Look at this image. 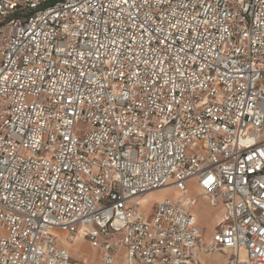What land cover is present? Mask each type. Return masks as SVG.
Segmentation results:
<instances>
[{
	"label": "built area",
	"instance_id": "2783aa9c",
	"mask_svg": "<svg viewBox=\"0 0 264 264\" xmlns=\"http://www.w3.org/2000/svg\"><path fill=\"white\" fill-rule=\"evenodd\" d=\"M56 231L99 264H264V0H0V264H71Z\"/></svg>",
	"mask_w": 264,
	"mask_h": 264
},
{
	"label": "crops",
	"instance_id": "0c3cea01",
	"mask_svg": "<svg viewBox=\"0 0 264 264\" xmlns=\"http://www.w3.org/2000/svg\"><path fill=\"white\" fill-rule=\"evenodd\" d=\"M193 187L198 188L195 181L193 179H190L187 182V193H188V195H190L191 197H193L195 199V202H194L195 214H196V212L199 213L195 209V207L199 201L203 202L204 204H205L204 201H206L205 205H207L211 208L210 211L215 210L217 212L215 226L213 227V230L210 233V235L208 236V238H205V237L203 238L202 223L200 222V219L198 217H196V218H198L197 224H198L200 231H201V234H202V242L208 244L211 240L212 234L214 233V231L218 227V224H219V221L221 218L222 210H221L220 206L210 205L207 197L202 195L201 191H200L201 198H198L197 196L193 195L192 194V188ZM203 216L204 215H202L200 218H203ZM56 234H57V243L59 244V246L65 247L71 256V264H99L100 250L93 247L92 245H90V243L87 239L82 238V237H78V236H74V237L70 238V237H68L67 233H65L63 231H56ZM74 241L81 243V245L78 247V249H76L72 246ZM85 241L88 243V245H83V242H85ZM194 252H195L196 258L203 264H228L227 260L230 256L229 251H204L200 247H197ZM75 256H76L77 260H74ZM121 259H123V261H121ZM116 264H126V260H125V256H124V248H121V250H120V252L116 258Z\"/></svg>",
	"mask_w": 264,
	"mask_h": 264
},
{
	"label": "rangeland",
	"instance_id": "374dc122",
	"mask_svg": "<svg viewBox=\"0 0 264 264\" xmlns=\"http://www.w3.org/2000/svg\"><path fill=\"white\" fill-rule=\"evenodd\" d=\"M178 194H179V191L168 186V187L163 188V190L161 189V190H156L152 193H150V192L148 194L146 193V194L142 195L141 197L137 198L136 200H138V203L140 205V210L149 216L152 213V211L154 210V207H155L157 202H159L161 199L166 198V197H168V198L176 197ZM192 194L197 196L198 198H201L200 190L196 187L192 188ZM134 201L135 200H133L132 202H134ZM204 202L206 204V201H204ZM205 204L203 202L199 201L198 204L196 205L195 209L199 212L198 213L199 217L204 215L203 218H199V219H200V222L202 223V227H203V230H202L203 238L204 237L208 238V236L210 235V233L213 230V227L215 226L217 212L215 210L210 211L211 208ZM80 245H81L80 242L74 241L72 246L74 248L78 249V247ZM83 245H88V243L85 241V242H83ZM74 260H77L76 256L74 257ZM121 261H123V259H121Z\"/></svg>",
	"mask_w": 264,
	"mask_h": 264
},
{
	"label": "bare ground",
	"instance_id": "6f19581e",
	"mask_svg": "<svg viewBox=\"0 0 264 264\" xmlns=\"http://www.w3.org/2000/svg\"><path fill=\"white\" fill-rule=\"evenodd\" d=\"M166 187H168V186H166ZM163 188H165V187H162V188H159V189H155V190H153V191H148L147 194H148L149 192L152 193V192H154V191H156V190H161V189H163ZM177 191H178V190H177ZM196 217L200 218V217H199V214H198L197 212H196ZM198 218H197V219H198ZM78 237H80V236H78Z\"/></svg>",
	"mask_w": 264,
	"mask_h": 264
},
{
	"label": "snow or ice",
	"instance_id": "6c2138e0",
	"mask_svg": "<svg viewBox=\"0 0 264 264\" xmlns=\"http://www.w3.org/2000/svg\"><path fill=\"white\" fill-rule=\"evenodd\" d=\"M161 43H163V41H160Z\"/></svg>",
	"mask_w": 264,
	"mask_h": 264
}]
</instances>
